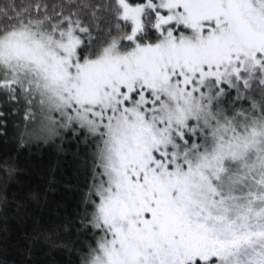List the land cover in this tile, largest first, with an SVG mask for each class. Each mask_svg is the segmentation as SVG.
<instances>
[{"label": "snow or ice", "instance_id": "1", "mask_svg": "<svg viewBox=\"0 0 264 264\" xmlns=\"http://www.w3.org/2000/svg\"><path fill=\"white\" fill-rule=\"evenodd\" d=\"M4 103L20 144L75 141L85 170L76 236L34 230L26 257L264 264V0H0ZM19 172L0 157V216Z\"/></svg>", "mask_w": 264, "mask_h": 264}, {"label": "trees", "instance_id": "2", "mask_svg": "<svg viewBox=\"0 0 264 264\" xmlns=\"http://www.w3.org/2000/svg\"><path fill=\"white\" fill-rule=\"evenodd\" d=\"M28 2L30 0H16L17 4ZM12 105L14 108L15 103L0 106V127L7 133L0 135V157H17L20 183L14 185L13 190L24 197L27 206L16 215L9 212L7 216H0V258H6L9 264H20L25 259L39 261V264L50 261L71 264L75 257L63 249L49 252L47 246L40 243L33 247L32 257H26L24 249L29 240L26 234L40 228H55L65 240L76 236L74 227L66 234L59 232L60 226L75 215L84 185L85 170L74 151L76 143L66 141L62 148L59 140L20 144L22 125L16 121V112L9 108ZM83 152L81 147L80 156ZM33 192L39 193V199H31Z\"/></svg>", "mask_w": 264, "mask_h": 264}, {"label": "rangeland", "instance_id": "3", "mask_svg": "<svg viewBox=\"0 0 264 264\" xmlns=\"http://www.w3.org/2000/svg\"><path fill=\"white\" fill-rule=\"evenodd\" d=\"M9 108L13 109V105H12V107H9ZM14 108L17 109L15 111L16 112V121L22 125L21 131L24 132V128H25V124H26V121L24 118V104L23 103H20L19 105L15 104ZM20 108H21V110H20Z\"/></svg>", "mask_w": 264, "mask_h": 264}]
</instances>
